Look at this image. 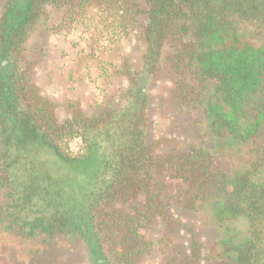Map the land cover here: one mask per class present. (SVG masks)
<instances>
[{
	"label": "trees",
	"instance_id": "16d2710c",
	"mask_svg": "<svg viewBox=\"0 0 264 264\" xmlns=\"http://www.w3.org/2000/svg\"><path fill=\"white\" fill-rule=\"evenodd\" d=\"M78 25L91 26L99 38L132 37L137 53L120 52L115 72L126 85L115 102L105 98L87 113L67 101L69 114L60 118L59 101L36 83V63L48 33L67 34ZM259 38L264 39V0H0V264L13 249L31 257L48 250L56 237L73 234L110 254L114 229L126 215L124 205L149 190L154 170L182 180L191 195H199L201 188L205 198L218 189L228 195L225 183L214 178L219 172L211 173L207 147L190 144L167 152L161 146L167 139H155L152 88L157 82L172 83L169 100L185 108L187 116L204 99L212 104L214 88L230 110L212 112V105H205L203 142L212 139L210 131L220 138L223 128L240 142L249 139L243 117L255 119L260 111L247 112L243 102L252 104L259 93L264 107V52L251 45ZM162 86L167 96L168 85ZM74 138L81 139L80 153L64 150ZM41 148L63 161L99 158L96 189L87 197L81 219L50 220L32 202L35 186L24 185L13 172ZM260 167V174L249 171L244 179L261 189L248 190L244 201L238 188L240 197L231 201L248 220H242L244 228L222 250L218 264H264L263 163Z\"/></svg>",
	"mask_w": 264,
	"mask_h": 264
},
{
	"label": "flooded vegetation",
	"instance_id": "af4514ba",
	"mask_svg": "<svg viewBox=\"0 0 264 264\" xmlns=\"http://www.w3.org/2000/svg\"><path fill=\"white\" fill-rule=\"evenodd\" d=\"M224 43L229 42L225 40ZM245 44L247 42L242 41V45ZM251 45L264 52V39L259 38ZM165 84L168 85L166 100L164 104L160 103L161 98L157 100L156 112L161 118L167 112L171 114L172 138H166L167 143L161 146L167 152L178 151L180 147L182 150L187 149L190 144L197 148L201 145L207 147L211 173L219 172L214 174V178L225 183V192L229 194L218 189L212 196L205 198L201 188L199 195H191L185 191L182 180L154 170L151 172L152 185L149 190L139 193L133 202L124 205L126 215L118 220L114 229L113 251L110 254L107 255L99 243H89L86 236L80 238L73 234L67 239L56 237V240L48 242V250L32 254L31 257H27L23 250L13 249L1 258V264H61L59 259L64 255L62 253L70 252L72 248H75L76 253L80 251L84 264H141L147 254L157 258L156 264H218L221 261L222 250L236 240L235 237L245 225L242 220H248L245 213L237 210L239 207L232 205L234 196L240 197L236 190L239 188L244 191L240 199L245 201L243 198L248 190L257 189L258 192L261 189L246 184L244 176L249 171L260 174V163L264 166V107L260 101L263 94L257 93L256 97H252V102H257L255 104L247 100L243 102L247 112L260 111L255 119L253 116L243 117L242 124L251 130L249 139L245 137L240 142L223 128L220 138L210 131L212 139L203 142L201 134L205 132L208 120L205 118L204 122L200 121L203 118L202 109L208 104L212 105V112H217L230 110V106L221 104L213 88L209 94L212 104L204 99L201 106L191 116H187L185 108L181 109L169 100V90L173 84ZM253 150L257 152L253 153ZM216 166L221 168L224 176L215 170Z\"/></svg>",
	"mask_w": 264,
	"mask_h": 264
},
{
	"label": "rangeland",
	"instance_id": "374dc122",
	"mask_svg": "<svg viewBox=\"0 0 264 264\" xmlns=\"http://www.w3.org/2000/svg\"><path fill=\"white\" fill-rule=\"evenodd\" d=\"M52 51H57L59 65L61 64V66L57 65L59 70L67 67L64 62L66 59L71 63L65 76L68 80L63 78L59 70L55 71L56 74L68 84L69 90L79 91L84 94L83 96L73 97L67 93H56L54 88L52 90L51 82L49 83L48 77L45 76L46 71L42 70ZM120 52L131 57L136 55L137 49L132 37H118L113 40L109 37L99 38L95 29L89 25L75 26L67 34L48 33L43 53L39 55L40 59L36 63L35 79L44 93L59 101L58 117L64 118L69 114L66 108L67 101L75 103L78 108L87 113H92L96 105L105 98L116 101L119 92L126 85L125 78L115 72L116 65L120 64ZM71 70H74L73 73L76 74L73 80L68 77H72ZM76 81H79L77 85ZM162 84L165 85V83L157 82L152 88L154 96L151 114L152 134L155 137L172 138L170 136V122L173 119L171 114L167 112L161 118L156 112L159 97L166 98ZM64 147L68 153H80L81 139L74 138ZM98 164L99 158L92 155L79 162L63 161L52 150L41 148L36 152L32 151L28 158L22 159L12 170L18 174L24 185L30 183L35 186L31 195L32 202L39 210L43 209L50 220L69 221L81 219V213L86 210L87 197L96 189L94 177ZM262 236L264 238V232ZM62 254L64 255L59 256L61 264H84L80 256L82 254L80 251L76 253L75 248ZM262 260L264 261V256ZM156 261L155 256L147 254L143 257L141 264H156Z\"/></svg>",
	"mask_w": 264,
	"mask_h": 264
},
{
	"label": "crops",
	"instance_id": "0c3cea01",
	"mask_svg": "<svg viewBox=\"0 0 264 264\" xmlns=\"http://www.w3.org/2000/svg\"><path fill=\"white\" fill-rule=\"evenodd\" d=\"M56 53H57V51H52L50 53V57L48 58V60L45 63V66H43V69H42V70L46 71L45 76L48 77V82L49 83L51 82V86L50 87H52V90L54 88V91L56 93H63V94L67 93V94H69V96H73V97H81V96H83L84 94H81V92H79V91L69 90L67 88L68 84L66 82H63L62 79L59 77V75L56 74V72L60 69V68H58V66H61V64L59 65V59H58V56L56 55ZM64 62L67 64V67L59 70V72H60V74L63 76V78L65 80H68L65 76L68 73L67 70H68V67L71 65V63H69L67 61V59ZM76 62H77V60H76ZM71 71H72V77H70V76H68V77H69L70 80H73L76 77V74L73 73L74 70H71ZM71 82L72 81H70V83ZM78 83H79V81L75 82L76 85Z\"/></svg>",
	"mask_w": 264,
	"mask_h": 264
}]
</instances>
